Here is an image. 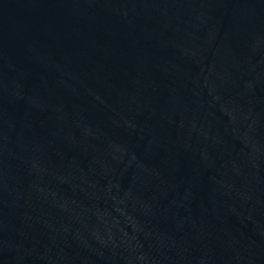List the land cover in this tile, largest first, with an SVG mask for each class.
<instances>
[{
	"label": "water",
	"instance_id": "obj_1",
	"mask_svg": "<svg viewBox=\"0 0 264 264\" xmlns=\"http://www.w3.org/2000/svg\"><path fill=\"white\" fill-rule=\"evenodd\" d=\"M0 264H264V0H0Z\"/></svg>",
	"mask_w": 264,
	"mask_h": 264
}]
</instances>
